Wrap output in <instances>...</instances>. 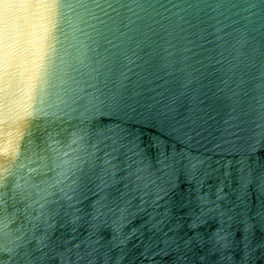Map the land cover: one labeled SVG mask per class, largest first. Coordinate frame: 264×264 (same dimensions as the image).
I'll return each mask as SVG.
<instances>
[{"label": "water", "instance_id": "1", "mask_svg": "<svg viewBox=\"0 0 264 264\" xmlns=\"http://www.w3.org/2000/svg\"><path fill=\"white\" fill-rule=\"evenodd\" d=\"M0 15V264H264V0Z\"/></svg>", "mask_w": 264, "mask_h": 264}, {"label": "snow or ice", "instance_id": "2", "mask_svg": "<svg viewBox=\"0 0 264 264\" xmlns=\"http://www.w3.org/2000/svg\"><path fill=\"white\" fill-rule=\"evenodd\" d=\"M6 24H7V20L2 15H0V30H3Z\"/></svg>", "mask_w": 264, "mask_h": 264}]
</instances>
